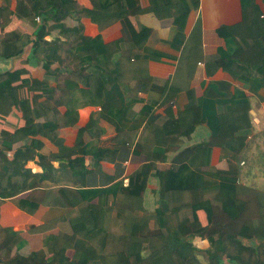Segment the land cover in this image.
<instances>
[{"label":"trees","instance_id":"obj_1","mask_svg":"<svg viewBox=\"0 0 264 264\" xmlns=\"http://www.w3.org/2000/svg\"><path fill=\"white\" fill-rule=\"evenodd\" d=\"M73 3L15 0L11 10L9 0H2L0 6V57L21 55L27 45L30 48L22 68L0 73V204L28 192L17 199V206L32 213L62 198L67 208L59 218L71 228L64 243L58 244V234L51 232L35 248L21 232L0 226V264H264V191L240 181L241 154L250 140L242 132L253 127L250 99L230 82L209 83L192 105L177 104L175 112L170 108L161 118L154 115V104H144L140 115L146 123H160L167 146L155 147L151 162L125 187L84 188L86 176L100 161L112 162L117 152L110 142L97 138L92 120L77 130L71 145L60 131L75 125L83 105L100 106V117L116 131L134 126L133 106L143 99L122 97L116 105L108 89L122 80L114 77L121 74L119 61L124 57L118 43L137 32L130 17L146 11L140 0H100L98 6L80 10ZM198 4L199 0H151L147 10L176 21ZM175 6L176 11H168ZM13 16L21 25L5 30ZM83 18L99 29L121 19L122 37L105 44L99 34L89 37ZM200 24L197 18L193 28ZM177 28L172 27L163 45L171 47L175 36L185 34ZM216 31L224 46L212 59L233 81L248 85L264 101V12L255 4L243 5L238 23ZM93 48L99 52L96 62L90 55ZM171 50L146 48L142 57L148 59L153 53L174 59ZM35 67L43 70L42 79L33 77ZM142 79L137 82L143 91L155 83L153 77ZM163 83L162 102L167 103L177 93L172 86L165 87L167 80ZM120 116H127V125H121ZM200 126L208 135L184 147ZM47 142L55 151L47 148ZM213 148L221 151L226 169L212 166ZM171 150L177 151L173 165L152 172ZM31 161L42 171H33ZM153 175L158 197L149 210L143 196ZM112 212L119 240L111 245L103 238L105 253H98L91 240L104 231L103 216ZM151 221L154 225L141 230ZM199 241H207L208 246Z\"/></svg>","mask_w":264,"mask_h":264},{"label":"crops","instance_id":"obj_2","mask_svg":"<svg viewBox=\"0 0 264 264\" xmlns=\"http://www.w3.org/2000/svg\"><path fill=\"white\" fill-rule=\"evenodd\" d=\"M73 1L74 8L78 10L82 8L91 9L100 4V0ZM252 4H255L264 12V0H199L198 7L184 14L180 19L173 21L171 18L160 19L153 12L147 10L151 5V0H140L141 8L146 12H142L136 17H130V22L137 32L130 40L125 39L117 45L121 54H124V57L120 61L118 60L121 64L122 72L121 74H117V76L122 77L121 83L109 85L108 89V96L115 100L116 105L121 104L120 99L122 97L129 99L135 95L143 99L141 103H136L133 106L134 118L136 120H131V123L134 126L116 131L113 124L100 117V106L83 105L78 109V120L75 125L63 128L60 131V136L64 139L65 143L71 145L75 139L77 130L92 120L93 130L97 138L103 142H110V145L117 152L112 162L100 161L92 172L86 176L85 189L112 187L116 186V184H121L122 187H125L131 176L151 162L155 147L163 148L167 146L165 130L160 123L158 121L146 123L143 114L140 115L144 104H154V115L161 118L166 116V112L170 108L175 112L177 104L183 105L189 102L192 105L195 100L202 96L206 86L212 82L225 80L226 82H230L231 85L240 88L249 96L253 127L252 129L243 131L242 134H246L250 140L254 135H257L258 146L254 144L248 145L250 141L248 140L245 151L253 158L257 154L264 152V101L259 100L257 96L253 95L249 91L248 85L239 81H233L212 59L217 48L224 46V40L218 35L217 28L222 25L238 23L241 20L243 5ZM1 5L2 0H0ZM14 6L15 0H9L11 10L14 9ZM177 7L169 8L168 11L172 10L174 12ZM197 18H200L201 26L194 29L193 27ZM120 20L112 21L107 26L99 29V26L92 23L90 19L83 18L84 33L89 37H95L99 34L104 44L116 41L122 37ZM20 25L21 20L13 16L5 30H13ZM174 25H177V29L185 34L175 36L171 47H168L166 44L163 45V39L168 37ZM48 37L46 38L50 39ZM179 38H182L181 42H179ZM146 48L155 51L159 48L163 51L171 48L173 53L170 54H175L176 57L174 59L160 58L154 57L153 53H149L150 57L145 59L142 55L146 53ZM29 51L30 48L27 45V50H24L21 55L14 57L12 69L24 66L25 60L30 53ZM128 54L136 56L129 57ZM90 55L92 61L96 62L99 52L96 48H93L90 50ZM42 72V69L35 67L32 70V75L35 78L42 79L44 75ZM148 76L153 77L155 83L152 87L146 88L147 91H143V86H139L137 81L142 78L147 81ZM166 80L167 84L165 87L172 86L178 94L176 101L177 94L173 97V100H169L167 103L162 102L165 92L161 93V90L165 85L163 82ZM156 82L159 83L156 84ZM80 86H83V84L80 83ZM126 118L127 116L125 118L122 116L118 118L121 121V125H127ZM195 133L184 144V147L197 143V140L193 139ZM199 136H201V141L205 138L206 134L202 131ZM47 148L55 151V147L49 142H47ZM176 153V150L169 151L166 159L163 162L156 163V167L152 169V172L170 168L173 165L171 159ZM54 164L57 165L58 162ZM211 164L213 167L219 169L227 168V163L224 158H221L219 148H213ZM29 166L33 171H42L32 161L29 162ZM157 189L158 180L153 175L149 178L143 196V198L147 195L151 196L155 201V204L150 209L146 207L144 202L145 207L149 210H153L156 206ZM27 193L20 194L15 198L4 199L1 202L0 226L21 232L28 240L29 245H34V247L38 246L42 236L51 232L58 234V244L64 243V238L69 236L68 234L71 232L69 223L66 221L61 222L59 218L62 211L67 208L65 201L58 197L49 204L40 205L34 212L28 213L17 206V199ZM184 197L186 198L185 201H187L188 197L186 195ZM113 198L114 196H110V200H113ZM113 215L114 212H112V215L103 216L104 231L91 240V244L98 253H105L102 246L103 238L111 242V245L116 244L119 240V235L113 231ZM70 216H75V214L72 213ZM152 225H154L153 221L150 224L147 222L141 226V230H148ZM200 245L206 248L208 243L207 241H202Z\"/></svg>","mask_w":264,"mask_h":264},{"label":"rangeland","instance_id":"obj_3","mask_svg":"<svg viewBox=\"0 0 264 264\" xmlns=\"http://www.w3.org/2000/svg\"><path fill=\"white\" fill-rule=\"evenodd\" d=\"M52 33L49 35L48 38H51ZM178 40L179 42H181L182 38H179ZM2 67H3V62L0 63V69ZM114 77H115V80H117L121 76H117L116 74V76ZM202 131H204L206 136L208 135V131L206 130V128L202 126L197 127L196 133L193 136V139L197 140L196 142L200 141L201 136H199V134ZM256 136L255 135L253 136V138L249 141L248 145L254 144L258 146V139ZM263 137H264V133H263ZM257 151H258V148H257ZM241 159H243L242 160L243 163H241V167H240L241 169L240 181L264 191V152L259 153L258 158L257 157L253 158L251 155H248L246 151H244L243 154H241ZM144 198L143 200L145 202L146 207L150 209V207H152L155 204L154 199L148 195L145 196ZM200 243H202V241L198 242L199 245Z\"/></svg>","mask_w":264,"mask_h":264},{"label":"water","instance_id":"obj_4","mask_svg":"<svg viewBox=\"0 0 264 264\" xmlns=\"http://www.w3.org/2000/svg\"><path fill=\"white\" fill-rule=\"evenodd\" d=\"M14 57H17V56H13L10 58L0 57V62H3V67L0 69L1 74L6 72V71L12 70V63H13Z\"/></svg>","mask_w":264,"mask_h":264},{"label":"built area","instance_id":"obj_5","mask_svg":"<svg viewBox=\"0 0 264 264\" xmlns=\"http://www.w3.org/2000/svg\"><path fill=\"white\" fill-rule=\"evenodd\" d=\"M37 20H39V19L37 18Z\"/></svg>","mask_w":264,"mask_h":264}]
</instances>
